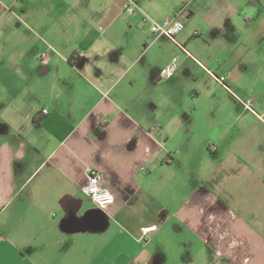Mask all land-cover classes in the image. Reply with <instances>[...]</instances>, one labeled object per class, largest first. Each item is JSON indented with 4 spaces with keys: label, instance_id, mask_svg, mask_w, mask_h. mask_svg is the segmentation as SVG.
I'll list each match as a JSON object with an SVG mask.
<instances>
[{
    "label": "crops",
    "instance_id": "0c3cea01",
    "mask_svg": "<svg viewBox=\"0 0 264 264\" xmlns=\"http://www.w3.org/2000/svg\"><path fill=\"white\" fill-rule=\"evenodd\" d=\"M26 1L0 0V264H264V137L255 153L227 125L207 151L197 148L192 111L162 116L156 86L176 59L172 83L186 72L202 83L195 96L220 90L225 103L229 94L239 107L251 100L244 108L261 117L262 96L251 91L264 79V0L166 9L162 20L192 27L175 40L156 35L183 53L158 65L136 38H93L89 21L36 28ZM200 155L214 162L208 175ZM87 167L115 194L106 209L82 191ZM149 225L157 229L141 240Z\"/></svg>",
    "mask_w": 264,
    "mask_h": 264
},
{
    "label": "rangeland",
    "instance_id": "374dc122",
    "mask_svg": "<svg viewBox=\"0 0 264 264\" xmlns=\"http://www.w3.org/2000/svg\"><path fill=\"white\" fill-rule=\"evenodd\" d=\"M140 6L143 8L148 15L153 17L157 21H161L162 18L167 17L165 10L173 9L178 4L183 3L182 0H138ZM189 1V0H188ZM167 4H166V3ZM126 3V0H27L26 5L29 4L26 9L30 17V23L36 28H40L39 24L45 22L51 29L58 30L60 29L58 18L62 21H68L69 23L73 20H79L80 22L89 21L94 31L93 38L95 36L107 35L111 33L110 37H103L104 42L117 44L125 39L128 41V38H136V41L141 44L142 56H146L147 59H152L156 61L157 65L166 62V60L173 55H178V59L182 58L183 53L181 50L172 53L173 44L169 43V40L166 38L156 39L157 36L152 31L145 32L143 27L140 25L143 13L138 9L135 13H127L123 9V5ZM194 5L201 6L200 8L205 7L204 1L193 0L191 2ZM19 4H22L19 3ZM166 5V6H165ZM96 12H106V15H109V19H105L104 15ZM77 13L76 17H69L70 14ZM97 16H96V15ZM168 14V13H167ZM63 16V17H62ZM161 19V20H160ZM163 21V20H162ZM192 22H189V19L185 22L186 29H190ZM53 27V28H52ZM74 24H71L69 28H73ZM150 27V23L146 26ZM101 28L105 30L102 32ZM184 30V31H185ZM100 33V35H99ZM181 35H177L179 37ZM68 37L69 42H77L80 44L81 40L83 44L89 43L91 39H86L80 36H71ZM180 38V37H179ZM173 40L172 38H169ZM111 57V55H109ZM162 69V68H161ZM160 69V71H161ZM170 79H162L158 81L157 96L161 100V105L159 108L162 109V116H166L168 119H174V110L170 108H175V110L185 109L187 111H192V117L190 119V129L191 136L194 137V146L204 145L205 150H208L209 144H212L213 141L219 139V134L223 132L225 127L232 126L235 134L237 133L235 139L239 141H245L254 145L252 150L256 153L259 149L256 141H260L264 137V114H262V109L258 106L261 102H264V79H257L255 89L252 92V96L259 98L261 102L255 105V110L260 113L261 117L255 115L249 110L244 108V101H242V107H239L238 102L228 95V101L225 103L222 99L220 90L213 91L209 93L203 91L200 97L195 96L199 94L202 89V83L199 82L194 76L188 75L186 72H183L180 75L178 81L172 83ZM160 84V85H159ZM174 84V89L171 85ZM207 86V85H205ZM222 86V85H221ZM223 87V86H222ZM170 92H173L172 95L173 103L171 101ZM168 94V98H167ZM178 94V95H177ZM241 97H244L245 100L247 96L245 92L239 93ZM197 97V98H196ZM244 103V104H243ZM160 112V110H159ZM244 126L242 130L237 131L236 126ZM235 126V127H234ZM222 129V131L218 130ZM231 133V130L228 131ZM252 141V142H251ZM198 148V147H197ZM200 166L201 172L203 175L209 173V171L214 168V162L208 156H198L197 160L201 161ZM199 162L193 163L190 161L187 165V170L189 172L197 170V165ZM186 173L184 172V177ZM206 175V176H207ZM182 235V234H180ZM168 240L169 237H168ZM176 238L174 239V244L169 248L170 255L177 257L179 255V245L176 243Z\"/></svg>",
    "mask_w": 264,
    "mask_h": 264
},
{
    "label": "built area",
    "instance_id": "2783aa9c",
    "mask_svg": "<svg viewBox=\"0 0 264 264\" xmlns=\"http://www.w3.org/2000/svg\"><path fill=\"white\" fill-rule=\"evenodd\" d=\"M123 9L127 13H134L141 10L138 0H126ZM150 23L151 31L156 35H163L175 40L176 36L184 29L185 21L181 17L167 18L163 21H157L147 13H143L140 25L145 28ZM184 49V46L181 45ZM42 58L46 57L44 54ZM177 60L174 59L160 71L161 78L170 79L177 71ZM221 83H224L225 77H218ZM245 105L250 108L252 101L248 100ZM44 112H47L45 109ZM87 182L82 186V191L87 194L99 207L106 209L116 201L115 194L105 186L104 176L96 168H86ZM157 229V225H149L142 228L141 240H145L148 234Z\"/></svg>",
    "mask_w": 264,
    "mask_h": 264
}]
</instances>
